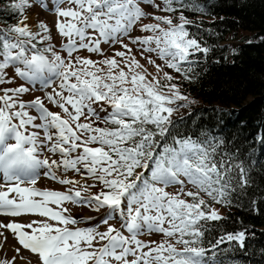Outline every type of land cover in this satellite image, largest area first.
Masks as SVG:
<instances>
[{"label": "snow or ice", "instance_id": "snow-or-ice-1", "mask_svg": "<svg viewBox=\"0 0 264 264\" xmlns=\"http://www.w3.org/2000/svg\"><path fill=\"white\" fill-rule=\"evenodd\" d=\"M34 6L52 28L32 30ZM0 11L21 17L0 28V250L15 241L0 264H246L248 230L212 222L228 219L214 205L241 206L258 161L218 128L175 116L193 103L178 81L193 82L214 51L185 15L205 8L7 0Z\"/></svg>", "mask_w": 264, "mask_h": 264}, {"label": "trees", "instance_id": "trees-1", "mask_svg": "<svg viewBox=\"0 0 264 264\" xmlns=\"http://www.w3.org/2000/svg\"><path fill=\"white\" fill-rule=\"evenodd\" d=\"M199 4L203 13L185 12L194 21L190 27L203 37L202 43L214 49L206 60H201L193 82L178 81L182 91L193 101L184 114V122L218 128L233 139L245 156L258 161L252 174L256 183L240 200L241 206L225 208L221 222H212L226 231L248 230V256H240L246 264H264V155L260 138L264 137V0H191ZM7 0L0 3L5 8ZM21 17L0 11V28L17 23ZM199 24V30L196 28ZM236 39L232 47L224 43ZM251 43H248V41ZM235 50V55L233 54ZM173 75H178L172 73ZM192 115L188 116L187 113ZM252 200L258 201L259 212ZM254 233V235H253ZM220 233L214 232L213 236Z\"/></svg>", "mask_w": 264, "mask_h": 264}, {"label": "rangeland", "instance_id": "rangeland-1", "mask_svg": "<svg viewBox=\"0 0 264 264\" xmlns=\"http://www.w3.org/2000/svg\"><path fill=\"white\" fill-rule=\"evenodd\" d=\"M157 14L163 15V13H157ZM25 15L28 17L27 23L29 24V26L32 28L33 31L37 30L38 22H41V21L45 22V23H47V25L50 28H52L54 21H55V16L52 13H49L47 11H41V9L39 7H36V6L32 7L31 9L26 10ZM145 22H151V21H145ZM137 34H139V33H137ZM53 35L56 37L54 42L59 44L60 38L58 36H56L54 28H53ZM236 39L230 38V39L225 40L224 43L227 44L228 48H231L233 42H235ZM82 54L87 55V53H82ZM92 58L97 59L98 57L92 56ZM157 63H160V61H157ZM150 70L154 71L153 69H150ZM165 70L171 71L168 69H165ZM9 74L11 75V71ZM17 83H20V81H17ZM11 86L15 87L16 84L4 85L3 87H11ZM34 95H42V93L35 92V93H33V96ZM33 96H25L24 98L26 100L32 99ZM53 110H56V109H53ZM186 111H188V108L187 109L180 108L179 111L175 114V116L178 117L179 115L184 114ZM41 184H43V186L51 188V189L63 190L62 186L55 184L54 182L50 183V181H48L47 179H43L42 181H40L38 183L39 186ZM169 191H172V189H169ZM214 207H216L219 210L221 215H223V213L225 212V208L221 207L220 205H214ZM72 213H73V215H89V214L95 215V213H91L90 210H88V209H81V208H78L75 206H72ZM81 226H83V225H81ZM143 238L144 239H155V240L161 239V237L159 235H154L152 237H143ZM0 241H3V237H0ZM14 244H15L14 239L12 238V236L10 234H8V239L6 242H3V249L0 250V260H5V259L10 260L13 257V255L15 254L14 249H13ZM22 255L26 258L32 259L29 256V253H27L26 251H22ZM18 264H23V262L18 261ZM32 264H35L34 259L32 261Z\"/></svg>", "mask_w": 264, "mask_h": 264}]
</instances>
